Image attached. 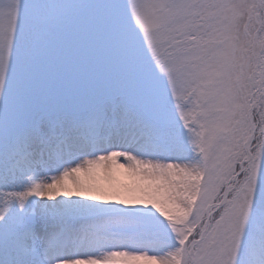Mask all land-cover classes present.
I'll return each instance as SVG.
<instances>
[{"label": "snow or ice", "instance_id": "obj_1", "mask_svg": "<svg viewBox=\"0 0 264 264\" xmlns=\"http://www.w3.org/2000/svg\"><path fill=\"white\" fill-rule=\"evenodd\" d=\"M0 264H264V0H0Z\"/></svg>", "mask_w": 264, "mask_h": 264}]
</instances>
